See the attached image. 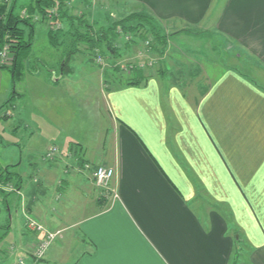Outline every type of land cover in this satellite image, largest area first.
Segmentation results:
<instances>
[{"label":"crops","instance_id":"0c3cea01","mask_svg":"<svg viewBox=\"0 0 264 264\" xmlns=\"http://www.w3.org/2000/svg\"><path fill=\"white\" fill-rule=\"evenodd\" d=\"M88 2L113 16H150L174 43L172 52L156 54L161 69L144 73L139 86L105 84L102 77L109 125L100 124L91 136L69 133L65 144L57 128L54 134L51 127L26 124L36 158L28 168L14 158L0 168L17 177L0 181L7 189L0 193L6 209L5 217L0 209V264L30 259L44 239V233L25 231L28 218L56 235L40 264H232L238 237L248 247L239 264H264V85L259 75L223 63L228 57L221 46L191 42L207 37L202 31L212 26L210 38L235 43L264 70V0ZM70 3L83 13L85 0ZM35 39L36 30L33 45ZM175 43L186 44L180 55ZM185 52L193 61L181 57ZM55 67L53 84L72 74L71 67L66 74ZM8 73L0 63V113L12 98L9 118L20 126L24 93L12 95L10 82L22 76L12 74L9 82ZM52 145L60 154L48 162ZM84 162L115 169L109 194ZM199 195L211 205L204 216L195 208Z\"/></svg>","mask_w":264,"mask_h":264},{"label":"rangeland","instance_id":"374dc122","mask_svg":"<svg viewBox=\"0 0 264 264\" xmlns=\"http://www.w3.org/2000/svg\"><path fill=\"white\" fill-rule=\"evenodd\" d=\"M11 1L12 0L5 2V4L8 5L6 9L7 11L11 6ZM31 1L32 0H18V3L15 7V15H21L22 18H26V13L23 11V9L29 4V2L31 3ZM70 1L74 2L75 0ZM71 5L72 3L68 4V7H71ZM88 6L89 2L88 0H85L83 5V13L78 12V8L75 5L70 8V11L72 14H75V16H84L94 27L95 31H98L102 27L108 28L114 22H117L121 19L140 14L129 11L127 14L120 13L118 15L114 14L115 16H113V12L110 13L109 9L107 10L101 5H97L94 8H89ZM51 13L55 14V11ZM39 18L40 16H36L32 20V23H36V42L28 52H24L20 57L21 65L19 68L22 77L20 79L15 78V84H13V81H11L13 77L11 71H9V68L5 69L6 72H9L8 74H11L9 77V82L11 81L10 88L12 86L14 87L15 85V89L12 88V95L14 94L15 90L20 93L23 91L24 93V97L22 99L23 102H20L21 106H19L17 109V113L19 111L22 112L21 120L23 123L22 125L17 126L18 123L15 122V116H13L11 119L9 118L11 117L13 110V107L11 106V98L5 103V108L1 109L2 111L0 113V117H3L0 118V168L4 166L8 158H14L16 163H20L22 161L23 167L25 168H28L30 162L33 163L34 158H36L35 151L33 150L35 147V138L34 140L30 139L28 131L24 129L28 123L35 125L33 121L37 124L39 123V126L43 128L51 127L50 130H53L54 134H56L55 128H57L58 136L56 138H58V140L61 142H65L67 138H70L71 135L74 136V134L77 135V133H82V137H86L88 134L91 136L92 134H95L98 129H100L98 127L100 124L108 127L109 124L107 123L106 119H104L103 115L105 106L102 103L103 95L101 94L103 88L102 77L103 81L105 80V84L115 81V86H124L127 79H132L131 77L133 76L135 68L138 70L140 69L143 71V73H147V75H150L152 72L161 69L159 67L160 61H158L160 57L156 56V53H148L155 41L151 36L143 41L134 34L125 33L119 29V36L113 43L117 54H112L110 50L108 51L105 48H103L101 51L97 48L91 49L89 44L80 41L78 46H76V53H74L70 58L65 68L66 71H64L65 73H69L71 67L72 74H69L65 80H62L57 84H53L55 82L53 79L52 81L50 80L52 74L50 68L58 65V69L56 70L62 72L63 70L61 63L60 65L58 63L59 61H62L63 63L67 53H69L73 47H68L70 45V39H67V46H62L59 48V50L52 48L45 34L48 32V26L46 23L37 22ZM55 27L58 29L63 28V26L61 27L60 22L57 23ZM211 27L212 26L206 27L207 31H204L203 29L205 28L203 27L199 28V30H203V34H206L207 37L192 39L191 42L194 41V44H196L195 46H207L209 43H212V46H221L223 50H227L226 56L228 57L226 60V57L223 56V63H227V65L231 67L234 65L238 66L237 68L239 70L246 72L251 76L255 77L256 75H259V78L264 85V70L258 65V63L255 62L249 55H247L246 52H243L242 49L238 48L235 43L228 40H225L224 42L222 40L219 41L220 39L210 38V33H212V31H210ZM64 28L68 29L67 22L64 23ZM159 30L162 32V34L164 33L163 29L160 27ZM81 32L85 34L83 28L81 29ZM166 37V45L164 47L165 49L161 48L163 45H159L158 49H162V55L166 54L165 52L168 50L167 55L169 56V53L172 52L174 43L172 40H170L169 36ZM200 41L202 43H200ZM5 46L9 47V50L7 51L8 55L6 57L1 55ZM175 47H177L176 54H178L180 50H185L184 48L186 47V44L179 45L178 43H175ZM198 49L201 50L202 47ZM158 55L160 56V54ZM187 55L189 59L192 58L191 60L193 61V57L188 54V52L186 55L181 57H183L184 60H188ZM13 57L14 54L12 53L10 46L5 44L0 50L1 65L10 67L13 62ZM151 62L153 63L152 67H150ZM240 65H243L244 70L242 67H239ZM44 80L47 84H45ZM105 94H107V91L104 93V96ZM44 109L49 110L44 112ZM39 112H43L44 116L40 117L38 114ZM47 123L52 125H48ZM14 128H17V130L13 131ZM60 131L63 133H60ZM64 133L65 135L68 134L65 136V139L63 135ZM81 135L79 134L80 137ZM71 141L75 142L74 139H71ZM68 142L69 141L65 142V144ZM49 149L46 151V153L49 151ZM56 158L51 161H46L52 162L55 161ZM83 164L84 166L87 165L86 162ZM84 166L83 168L85 169ZM98 166L103 165H91L90 172H93V170ZM76 170L78 171V169L75 168V171ZM92 179L94 180L93 177ZM16 181L17 177L15 174H12V182ZM96 186L100 190H103L105 193L109 194L110 190L99 187L97 184ZM195 208L198 214L204 216L205 211H208V208H211V205L202 195H199V203L197 206H195ZM0 209H2V215L5 217L6 209L3 203H0ZM222 212H224L226 216L229 215L226 209ZM22 221L23 218L21 222ZM3 222H5V220L4 218H1L0 225ZM22 227L24 230L23 224ZM25 231L29 232L26 227ZM237 233V229L231 226V234L235 236ZM238 238L239 245H236L234 256L235 261L233 260L232 264H234V262L235 264H239L241 258H245L248 251V247L243 243L244 241L242 240V237Z\"/></svg>","mask_w":264,"mask_h":264},{"label":"trees","instance_id":"16d2710c","mask_svg":"<svg viewBox=\"0 0 264 264\" xmlns=\"http://www.w3.org/2000/svg\"><path fill=\"white\" fill-rule=\"evenodd\" d=\"M8 1L9 0H0V50L5 44L10 46L14 54L13 62L10 67L2 65V69L5 70L9 68V71H11L15 77L20 73L21 55L32 48L36 24L32 23V20L36 16H40L37 22L46 23L48 26L49 41L54 48L67 46L66 40L70 39V45L68 47H73V51L71 50L67 53L63 60V72L66 71L65 68L70 58L76 53V46H78L80 41L89 44L91 49L97 48L101 51L105 48L108 51L110 50L112 54H117L113 43L119 36V29L128 34L132 33L143 41L151 36L155 41L148 52L149 54L158 53L161 55L163 53L161 50L166 45L165 38L167 37L160 32L153 18L144 13L121 19L114 22L108 28L102 27L98 31H95L94 27L84 16H75L71 13L68 7V2H70V0H32L31 3L29 2L23 9L26 13V18H22L21 15H15V7L18 0H12L10 3L11 6L7 11L8 5H6L5 2ZM54 11L55 14L51 13ZM59 22L63 28L58 29L55 27ZM65 22L68 23V29L64 28ZM82 28L85 34L81 32ZM159 45H163L161 50L158 49ZM134 70L133 76L131 77L132 79H127L124 86H139L146 80L143 71L137 68ZM0 181H2V183H12L10 169H5L0 172ZM15 185L18 186L19 183ZM1 192L4 191L0 189V193ZM237 244L239 245V241H237Z\"/></svg>","mask_w":264,"mask_h":264},{"label":"built area","instance_id":"2783aa9c","mask_svg":"<svg viewBox=\"0 0 264 264\" xmlns=\"http://www.w3.org/2000/svg\"><path fill=\"white\" fill-rule=\"evenodd\" d=\"M9 50L8 46H5L4 50L2 51V56H7V51ZM3 64V63H2ZM153 66V63H150V67ZM75 152V150H74ZM60 154V149L58 145H52L49 149V151L45 155V160L51 161L57 157V155ZM85 167V170H89L91 168L90 164H87ZM115 169L111 167L106 166H98L96 167L92 172V177L94 178L96 184L99 187L105 188L110 190L111 183L115 177ZM1 190L5 191L7 189H4L3 187H0ZM11 189V188H8ZM13 190V188L11 189ZM27 229L30 232L33 233H44L45 237L43 240L38 242L36 247L31 251V257L30 259L21 257L17 259L16 264H40L42 260L44 259L45 255L47 254V251L51 247L53 241L56 238V235L49 233L45 230V228L34 218H28L27 220Z\"/></svg>","mask_w":264,"mask_h":264},{"label":"water","instance_id":"95a60500","mask_svg":"<svg viewBox=\"0 0 264 264\" xmlns=\"http://www.w3.org/2000/svg\"><path fill=\"white\" fill-rule=\"evenodd\" d=\"M54 82H57L56 79H54Z\"/></svg>","mask_w":264,"mask_h":264}]
</instances>
